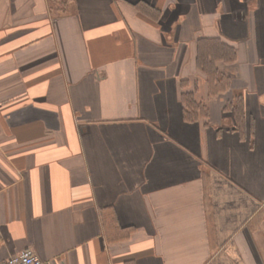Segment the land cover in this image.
Instances as JSON below:
<instances>
[{
    "label": "crops",
    "instance_id": "obj_1",
    "mask_svg": "<svg viewBox=\"0 0 264 264\" xmlns=\"http://www.w3.org/2000/svg\"><path fill=\"white\" fill-rule=\"evenodd\" d=\"M202 37L236 56L210 97ZM183 91L207 119L183 120ZM236 95L245 137L223 111ZM27 247L44 264H264V0H0V262Z\"/></svg>",
    "mask_w": 264,
    "mask_h": 264
},
{
    "label": "trees",
    "instance_id": "obj_2",
    "mask_svg": "<svg viewBox=\"0 0 264 264\" xmlns=\"http://www.w3.org/2000/svg\"><path fill=\"white\" fill-rule=\"evenodd\" d=\"M136 8L144 12L151 9L144 2L135 4ZM236 59L234 48L217 37L198 38L195 48V66L206 82L207 97L215 96L224 91L229 85V77L218 70V63L229 64ZM182 104V118L186 122H193L198 118L207 119L208 109L204 101H197L192 91L180 94ZM223 111H229L234 121V129L240 137L251 134V118L245 113L244 101L241 95H236L226 101ZM105 221V213L102 214Z\"/></svg>",
    "mask_w": 264,
    "mask_h": 264
},
{
    "label": "built area",
    "instance_id": "obj_3",
    "mask_svg": "<svg viewBox=\"0 0 264 264\" xmlns=\"http://www.w3.org/2000/svg\"><path fill=\"white\" fill-rule=\"evenodd\" d=\"M0 264H44L32 248H24L16 254L9 255Z\"/></svg>",
    "mask_w": 264,
    "mask_h": 264
},
{
    "label": "rangeland",
    "instance_id": "obj_4",
    "mask_svg": "<svg viewBox=\"0 0 264 264\" xmlns=\"http://www.w3.org/2000/svg\"><path fill=\"white\" fill-rule=\"evenodd\" d=\"M220 66V65H219Z\"/></svg>",
    "mask_w": 264,
    "mask_h": 264
}]
</instances>
